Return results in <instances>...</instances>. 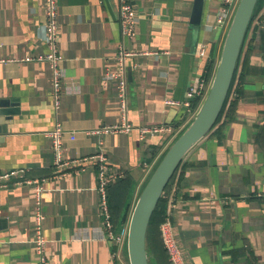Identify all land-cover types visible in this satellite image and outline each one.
I'll return each instance as SVG.
<instances>
[{
	"label": "crops",
	"instance_id": "obj_1",
	"mask_svg": "<svg viewBox=\"0 0 264 264\" xmlns=\"http://www.w3.org/2000/svg\"><path fill=\"white\" fill-rule=\"evenodd\" d=\"M193 1L131 0L137 26L134 39L127 41L120 32L118 0H58L63 59L55 90L47 61L22 59L48 50L43 0H0V98L16 99L20 109L0 115V172L25 168L29 176L44 178L43 234L52 264H111L118 251L103 222L91 158L98 140L112 169L123 173L120 179H130L123 213L115 214L112 203L109 207L111 218L118 219L114 230L126 236L138 189L172 136L89 133L120 121L117 90L103 82L118 46L135 53L127 59L132 125L164 123L177 130L193 118L198 107L185 101L201 75L196 47L207 43L218 59L225 34L212 27L221 0H204L199 26L190 23ZM263 16L261 0L243 46L252 39L246 69L237 65L219 122L184 156L164 193L165 206L169 195L176 197L174 237L185 264H264ZM57 125L67 132L62 157L77 160L64 172L54 164L47 134ZM159 144L158 155L147 164V149ZM33 210L28 187H0V264L37 263ZM146 248L149 264H170L158 229L147 231Z\"/></svg>",
	"mask_w": 264,
	"mask_h": 264
},
{
	"label": "built area",
	"instance_id": "obj_2",
	"mask_svg": "<svg viewBox=\"0 0 264 264\" xmlns=\"http://www.w3.org/2000/svg\"><path fill=\"white\" fill-rule=\"evenodd\" d=\"M238 2L239 0H221L212 25L213 29L222 30L224 33L226 32ZM57 4L58 0H43V11L46 19L45 41L48 48L47 52L44 54L27 55L22 58L24 61H47L50 65V68L52 69L53 85L55 90L58 89L63 59L62 54L58 49L59 26L57 23ZM118 21L122 37L127 41H132L136 34L135 29L137 26V17L131 0H118ZM152 53L154 54L156 52ZM195 54L201 58V61L205 59L208 56L207 43L200 42L196 47ZM133 55H135L134 52L120 44L114 56V67L107 68L103 73V82L113 83V86L117 90L120 121L112 125H103L97 127L89 131V133L104 135L108 133H128L130 131L136 130L141 139H144L147 136L171 134L172 136L169 140L170 143L183 129L185 124L176 130L172 125L164 123L134 126L128 120L127 59ZM211 80L212 77L207 82L204 76L201 74L197 84L188 88L185 105L189 107L190 99L194 98L195 96H201V103L208 91ZM167 102L171 103L172 101L168 100ZM47 134L51 138L54 164L58 171L60 170L61 172H64L66 171L65 169L70 168L71 165L77 162V160H66L62 157V152L64 150L62 146V137L63 135L67 134V132L64 131L60 125H57L55 129L48 132ZM69 137L73 139L74 134L70 133ZM91 158L95 161L97 168L98 190L101 197V212L103 214V222L108 230V236L118 246V251L113 253L111 264H129L126 249V236H123L114 230L113 224L111 222L107 198L108 186L117 179L123 177V173L121 171L112 169L107 151L103 148L102 139L98 140L97 149ZM43 180L44 178L29 176L25 168L8 169L0 172V187H6L12 184L16 186L28 187L31 190L34 201L31 243L33 244L37 254L36 264H52L46 252L47 239L43 234V221L45 219V213L42 206V192L44 191L42 185ZM165 196H168V194ZM175 205L176 197L169 195L168 203L165 209L164 220L159 224V233L163 247L167 252L170 264H185L182 260L180 248L174 237L172 212L175 208ZM121 250H124V253H121Z\"/></svg>",
	"mask_w": 264,
	"mask_h": 264
},
{
	"label": "water",
	"instance_id": "obj_3",
	"mask_svg": "<svg viewBox=\"0 0 264 264\" xmlns=\"http://www.w3.org/2000/svg\"><path fill=\"white\" fill-rule=\"evenodd\" d=\"M259 0H239L224 34L210 86L193 118L168 144L146 178L133 204L127 226L129 264H149L146 238L157 203L184 156L214 127L233 82L242 48ZM204 0H194L190 23L199 26ZM191 100V99H190ZM16 99L0 98V115L20 112Z\"/></svg>",
	"mask_w": 264,
	"mask_h": 264
},
{
	"label": "trees",
	"instance_id": "obj_4",
	"mask_svg": "<svg viewBox=\"0 0 264 264\" xmlns=\"http://www.w3.org/2000/svg\"><path fill=\"white\" fill-rule=\"evenodd\" d=\"M260 1L261 0H259V2H258L257 8H256L255 13H254V17L251 21V25H250L248 31H250L251 26H253L252 22L255 19V17H257V15H258L259 8H260ZM263 19H264V16H263ZM251 42H252V39L247 44V48L245 50L243 48V53L241 54V58H240L239 63H238L241 71H244L246 69L248 58H249L250 51H251ZM216 62H217V58L215 57L214 47L208 46V56L202 60V68H201V74H202V76H204V78L206 79L207 82L210 80V78L213 75ZM200 101H201V96H195L194 98H192L190 100V106L189 107L197 108L200 104ZM225 105H226V102L224 104V107H225ZM224 107H223L221 114H220L219 118L217 119L215 125L219 122V120H220V118L224 112ZM160 148H161V145L159 144L158 146L153 145L147 149V152H146V159L148 162L147 164H150L151 161L155 160L156 156L158 155V153L160 151ZM176 172L177 171H175L170 182H172L173 179L175 178ZM129 182H130L129 178H127V180L119 178L116 181H114L113 183H111L107 188L108 205L110 207V203L113 204V206H111V209H115V211H116L115 214H120V211H121V213H123L122 212L123 206H124V204L127 200V197H128L127 192L129 189ZM169 185H170V183H169ZM169 185L167 184V186L165 187V189L163 191V196L161 195V197L157 203V206H156V208L152 214V217H151V220L149 223V227H148L150 234H152V232H156L157 229L159 231V224L164 220L165 207H166L165 206L166 199L164 197V193L169 189ZM112 188H113V190L111 191ZM110 193H111V200L112 201H109L110 200V198H109ZM109 210H110V208H109ZM110 217H111V215H110ZM111 219H112L111 222L113 224L118 223V222H116V221H118V219H116V218H115L116 220H114L113 218H111ZM114 227L117 228L115 224H114ZM163 250H164L165 256L168 258L167 252L164 249V247H163Z\"/></svg>",
	"mask_w": 264,
	"mask_h": 264
},
{
	"label": "rangeland",
	"instance_id": "obj_5",
	"mask_svg": "<svg viewBox=\"0 0 264 264\" xmlns=\"http://www.w3.org/2000/svg\"><path fill=\"white\" fill-rule=\"evenodd\" d=\"M162 151H163V149H162ZM158 159V158H157ZM156 162V161H155ZM155 162H154V165H155ZM154 167V166H153ZM152 166L149 168L150 170H151V168H153ZM150 170L149 171H147V173H146V178L148 177V175L150 174ZM146 178H145V180H146ZM144 183V182H143ZM142 186V185H141ZM141 188V187H140ZM140 188L138 189V193H139V190H140ZM137 193V194H138ZM137 197V196H136ZM136 200V199H135Z\"/></svg>",
	"mask_w": 264,
	"mask_h": 264
}]
</instances>
